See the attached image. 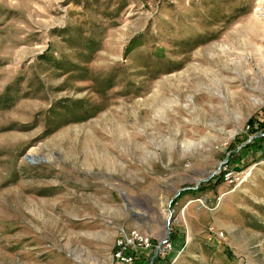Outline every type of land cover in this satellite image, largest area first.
<instances>
[{"label":"rangeland","instance_id":"rangeland-1","mask_svg":"<svg viewBox=\"0 0 264 264\" xmlns=\"http://www.w3.org/2000/svg\"><path fill=\"white\" fill-rule=\"evenodd\" d=\"M262 13L0 0V264H122L134 228L176 234L160 264H264Z\"/></svg>","mask_w":264,"mask_h":264},{"label":"built area","instance_id":"built-area-1","mask_svg":"<svg viewBox=\"0 0 264 264\" xmlns=\"http://www.w3.org/2000/svg\"><path fill=\"white\" fill-rule=\"evenodd\" d=\"M224 178L231 185H234L240 179L239 174H235L228 165L224 167ZM173 247L174 244L169 239H164L158 244L154 241L152 235L134 228L129 232H123L117 237L113 248V258L122 264H134L143 254H148L153 249L156 251V248L159 249L158 255L167 257L174 249ZM155 251L152 253H155Z\"/></svg>","mask_w":264,"mask_h":264},{"label":"trees","instance_id":"trees-1","mask_svg":"<svg viewBox=\"0 0 264 264\" xmlns=\"http://www.w3.org/2000/svg\"><path fill=\"white\" fill-rule=\"evenodd\" d=\"M264 125V121L263 122H261L260 120H259V118H258V116H253L252 118H251V120L249 121V127H250V129H251V132H255L259 127H262ZM256 126H258V128L256 127ZM233 156L234 157H238L239 156V154H237L236 152L233 154ZM264 156V155H263ZM264 159V158H263ZM224 174H222V175H220V176H214L213 178H211V179H209V180H207V181H204V182H201L200 183V185L198 186V188L196 189L197 191H204V190H207V189H214V188H216L219 184H221L222 182H224ZM191 191H193V190H187V191H183V192H181V196H183V195H185L187 192H191ZM175 237V239H176V234H174L173 232H171V236H170V238H171V240L173 239ZM154 254V253H153ZM153 254L152 255H150L149 257H148V259H149V264H160V262H161V258H162V256H160V254L158 255V256H156L153 260H152V257H153ZM164 258V257H163ZM165 258H168V256L167 257H165ZM139 260V259H138ZM137 260V261H138Z\"/></svg>","mask_w":264,"mask_h":264},{"label":"bare ground","instance_id":"bare-ground-1","mask_svg":"<svg viewBox=\"0 0 264 264\" xmlns=\"http://www.w3.org/2000/svg\"><path fill=\"white\" fill-rule=\"evenodd\" d=\"M261 8H258V10H260ZM261 11V10H260ZM258 14V13H257ZM264 13H262V15H263ZM252 20V19H251ZM234 31H232V33H233ZM241 32L242 31H239V33L241 34ZM231 33V32H230ZM236 65H238V66H240V63H236Z\"/></svg>","mask_w":264,"mask_h":264},{"label":"water","instance_id":"water-1","mask_svg":"<svg viewBox=\"0 0 264 264\" xmlns=\"http://www.w3.org/2000/svg\"><path fill=\"white\" fill-rule=\"evenodd\" d=\"M158 253H159V249L156 248V251H155L154 257H156V256L158 255Z\"/></svg>","mask_w":264,"mask_h":264},{"label":"crops","instance_id":"crops-1","mask_svg":"<svg viewBox=\"0 0 264 264\" xmlns=\"http://www.w3.org/2000/svg\"><path fill=\"white\" fill-rule=\"evenodd\" d=\"M150 235H151V234H150ZM140 259H141V258H140ZM140 259H139V260H140ZM137 262H138V261H137ZM144 262H145V261H139L140 264H142V263H144Z\"/></svg>","mask_w":264,"mask_h":264}]
</instances>
